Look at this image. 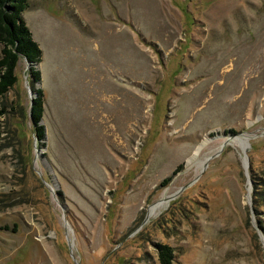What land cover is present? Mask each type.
Returning a JSON list of instances; mask_svg holds the SVG:
<instances>
[{"label":"rangeland","instance_id":"1","mask_svg":"<svg viewBox=\"0 0 264 264\" xmlns=\"http://www.w3.org/2000/svg\"><path fill=\"white\" fill-rule=\"evenodd\" d=\"M29 4L45 135L21 57L0 96V264H163L160 245L262 264L264 0Z\"/></svg>","mask_w":264,"mask_h":264},{"label":"trees","instance_id":"2","mask_svg":"<svg viewBox=\"0 0 264 264\" xmlns=\"http://www.w3.org/2000/svg\"><path fill=\"white\" fill-rule=\"evenodd\" d=\"M29 0H0V96L6 94L18 81L17 66L21 57L29 60L31 84L37 96L31 107V119L35 126L36 135L41 140L45 135V126L41 124L44 115L43 90L36 83L41 80V72L34 64L41 62L42 49L34 39L28 26L24 12L29 8ZM8 112L6 106L0 105V121ZM171 178L165 179L168 183ZM160 259L163 264H172L173 250L168 245H160ZM264 264V262L262 263Z\"/></svg>","mask_w":264,"mask_h":264},{"label":"bare ground","instance_id":"3","mask_svg":"<svg viewBox=\"0 0 264 264\" xmlns=\"http://www.w3.org/2000/svg\"><path fill=\"white\" fill-rule=\"evenodd\" d=\"M240 137L236 139L237 143L240 144ZM166 200V199H165ZM165 200H160L159 202H157L156 204H154L153 206H151L150 210H149V215L154 214L156 211H158L157 209H160L165 202Z\"/></svg>","mask_w":264,"mask_h":264},{"label":"water","instance_id":"4","mask_svg":"<svg viewBox=\"0 0 264 264\" xmlns=\"http://www.w3.org/2000/svg\"><path fill=\"white\" fill-rule=\"evenodd\" d=\"M32 92V91H31ZM32 105H33V103H34V97H32ZM217 155V154H216ZM216 155H213L212 157H214V156H216ZM187 186H184L182 189H184V188H186ZM176 195V194H175Z\"/></svg>","mask_w":264,"mask_h":264}]
</instances>
